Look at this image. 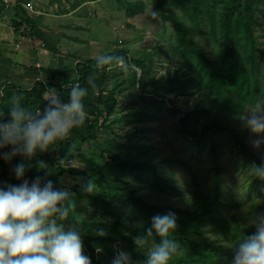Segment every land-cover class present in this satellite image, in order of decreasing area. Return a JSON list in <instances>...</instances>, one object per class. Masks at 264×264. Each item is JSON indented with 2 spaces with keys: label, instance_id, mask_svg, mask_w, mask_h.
Listing matches in <instances>:
<instances>
[{
  "label": "trees",
  "instance_id": "1",
  "mask_svg": "<svg viewBox=\"0 0 264 264\" xmlns=\"http://www.w3.org/2000/svg\"><path fill=\"white\" fill-rule=\"evenodd\" d=\"M152 1L164 25H170L175 44L165 49L157 43L151 52L150 43L146 56L134 55L129 49L113 53L123 56L129 67L133 65L130 86L123 87L126 79L122 78L123 72L119 75L121 67L97 71L94 57L81 60L77 65L79 77L72 82H56L58 68L43 67L48 78L38 80L33 89L7 86L0 104V119L3 115L9 118L14 95L36 112L45 104L47 89L61 90V98L67 102L69 84L75 82L88 88L84 101L88 116L67 139L51 145L46 152H38L30 161L19 156L10 162L0 158V186L21 183L12 169L23 162L29 182L39 176L42 180L51 179L58 189L68 188L62 177H82L87 172L67 166L66 162L82 160L93 164L81 151L82 146L98 140L99 130L111 129L122 152L113 159L107 156L111 161L95 171L105 181L99 185L101 192L92 196L77 191L75 184L72 187L76 203L83 200L94 204L86 207L95 214L94 219L86 229L78 230L84 254L92 264H112L116 246L130 254L131 264H145L148 248L160 242L155 232L147 236L151 218L169 212L175 214L178 225L171 236L178 252L170 264H232L239 237L256 232L250 218L264 212V198L256 196L264 194V180L249 174L253 162L259 165L264 160L249 147L247 137L251 133L241 119L257 100H264V44L260 41L264 38V0ZM16 5L26 14L16 21L17 28L20 30L26 22L35 24L23 0H17ZM125 9L135 17L145 13L146 3L130 1ZM164 56L168 62L174 61L177 68L159 78L153 74L152 64ZM136 67L142 70L141 75ZM90 76L95 78V91L88 84ZM112 78L115 82L110 85ZM196 95L199 100L193 109L179 104L177 97ZM125 99L131 106L140 99V105L109 122L125 108ZM164 114L170 115L168 120L174 122L178 140L183 141L180 148L165 154L154 147L151 137L152 123L157 124ZM118 124L128 130L117 134L113 128ZM160 137L169 144L174 142L168 131L160 130ZM103 152L101 157H106ZM226 160L232 164L238 161L234 168L242 173L245 182L227 181ZM177 167L185 169L183 180L177 177ZM2 176L9 178L2 180ZM86 177L99 182L91 175ZM101 228L106 231L105 236L97 235ZM138 236L144 237V248L134 243Z\"/></svg>",
  "mask_w": 264,
  "mask_h": 264
},
{
  "label": "clouds",
  "instance_id": "2",
  "mask_svg": "<svg viewBox=\"0 0 264 264\" xmlns=\"http://www.w3.org/2000/svg\"><path fill=\"white\" fill-rule=\"evenodd\" d=\"M112 66H126L125 58L114 54L96 57L97 71ZM88 84L95 91L94 77H89ZM87 96V87L72 84L65 102L56 89L49 88L44 93L42 110L32 112L14 95L8 109L9 118L0 119V150L10 148L0 151V158L10 162L19 156L30 161L38 152H46L51 145L67 139L73 128L85 123ZM241 119L252 134V146L264 149V100H257ZM12 171L21 183L0 186V264H92L90 257L84 254L79 231L75 227L66 228V222L77 207L73 193L56 188L51 179L42 180L37 176L29 182L25 179L23 162L16 164ZM249 174L264 180V163L253 162ZM95 189L92 179L80 185V190L88 194ZM249 223L256 232L246 238L239 237L232 264H264V212L253 215ZM177 227L174 213L151 218L147 236L155 232L160 242L148 248L145 264H170L178 252V245L171 239ZM106 234L102 228L97 230L99 236ZM134 243L144 248L146 241L138 236ZM112 264H131V256L120 250Z\"/></svg>",
  "mask_w": 264,
  "mask_h": 264
},
{
  "label": "rangeland",
  "instance_id": "3",
  "mask_svg": "<svg viewBox=\"0 0 264 264\" xmlns=\"http://www.w3.org/2000/svg\"><path fill=\"white\" fill-rule=\"evenodd\" d=\"M8 1L9 0H4V3H8ZM130 1L132 2L137 0H43L44 5H46L47 8L51 4L54 5V10L45 8V6H43V4H41L39 0H34L35 4L23 2L27 13L30 14L31 17L38 16V10L42 11L44 14L48 12L49 14H47L46 16L38 18L39 27L44 31H48L49 27H51L52 31L56 34L55 36L58 39H61L63 42L62 47H59L58 49L61 53L66 54V56H61H64L65 58L68 57V63L65 64V66L58 68V72L55 75V79L57 82H72L77 77H79L77 72V65L82 62V59H88L92 57L96 58L102 54H113L121 49H129L130 52L134 55L136 54L146 56V54L148 53L146 51V46L150 43L151 52L155 50L152 45H157V43L163 45L165 49L174 46L175 42L174 36L172 34L173 31L168 28L169 24L164 25L165 23H163L161 17L159 16L156 4L152 0H143L146 3L145 13L137 15L135 17H131L125 9V6ZM30 6H32V8H30ZM21 13L22 17L26 15L24 12ZM17 18L19 17L17 16ZM0 19L6 24L3 27L6 28L7 26L9 30L13 29V23L16 24L18 22V20L17 22H12L15 17L13 16L12 10H10L9 8L4 9L3 17H0ZM46 21L51 24H43ZM22 26L23 29L27 32H35V28L30 24L24 23ZM118 41L122 43H119ZM260 41L262 44H264V38H261ZM19 46L20 44H17L14 41H10L7 44H2V41H0V51L1 48H3L4 53H7L8 57L11 58V67L13 68V72L17 71V64L28 65L19 68V71L17 72L18 76L16 82H18V84H22V86L27 85V82L30 81H26L25 78H21V74L26 72L25 76L31 75V79L34 84L36 80L38 81L36 74H34L35 72H30L28 71V69L26 70L25 67H29V69L33 68V71L36 72H41L40 68L42 66H35L37 63V56L40 57L43 66L46 68L50 66L51 60L53 58H49V56H47V54L45 53V42L42 43V41H39L38 49L32 52V55H30L28 59H26L25 57L28 52H24L25 42L21 44V52L20 50H17V47ZM35 48L36 47H34V49ZM132 67L133 65H130V67L126 65L122 66L120 69L119 75L121 74V72H123L124 74L122 78L126 79V84L124 83L125 86L123 85V87L130 86ZM152 68L153 74L160 78L162 76H167V73L169 71L174 72L177 68V65H175L174 61L168 62V60H166V56H164L160 60L158 58L155 59V62H153L152 64ZM138 69L142 71L140 68ZM47 75V72H45L44 75H41V77L48 78ZM11 78L14 79L16 77L12 74ZM114 82L115 79L112 78L109 81V84L113 85ZM72 84L78 83H70L69 85ZM6 88L7 87L5 86V88L2 89V93L0 94V104L3 102V99L5 97ZM56 91L61 96V90L56 89ZM127 95H130L129 91L127 92ZM135 95L134 97L137 98V96ZM177 98L179 104L183 108H187L189 106L192 109L197 105L199 100L198 95L191 97L179 96ZM139 101L140 99L137 100V103L134 106H131L127 102V99H125L123 103V105H125V108L120 109L111 119H109V122H112L113 118L115 117L122 116L123 113H125L127 110H130L132 107H134V109L138 108L140 105ZM39 109L41 108L39 107L38 110ZM169 116V114H164L160 117L157 124L152 123L154 131L151 132V137L155 141L153 145L155 148H158L160 152H163V154H165L166 152H170V150H173L174 148L178 149L180 148V145L183 144V141L178 140L179 135L176 131V128L174 127V122L168 120ZM6 119L7 116L3 115V120ZM101 121H103V118ZM126 129L127 128L123 124H118L114 126L113 131L119 134L124 132V130ZM160 130L168 131L170 135L174 137V142H172V144H169L168 142L162 140L160 137ZM98 134L100 135V138L98 140L85 143L81 149V151L89 157L90 161H93V164L87 163L82 160H69V162H66L67 166L70 165L73 168L80 169L82 171L84 170L88 175H91L94 179H96V181H99L95 182L96 189L94 193L90 194L92 196L98 195L101 192V190L99 189L101 181L102 183H105V181H103V177L99 173H95V171L101 170L100 165H103L107 160L111 161V159L109 160L107 156H110V158L112 156L113 159L116 155L122 152V148H120L117 144V140H113L111 129L105 128L103 130H99ZM114 137H116V134H114ZM251 137L252 134H250L247 138L249 147L262 158V156H264V149H255L250 142ZM102 151H104L103 154L106 157H101L100 154L102 153ZM172 152L175 153L174 151ZM227 156L228 155L225 152L224 158H227ZM225 164L226 167H229L226 170L228 182H232L233 180L243 181L242 173L234 168L236 164H239L238 161L232 164V161L226 160ZM177 170L180 171L178 172L177 177L183 180L185 176V169L182 167H177ZM104 173H109V171H106ZM87 174L82 175V177L81 175L74 176L71 174H66L64 177H62V182L67 185L68 188L66 189L73 193V190H75L74 188H72L73 185H77V191L80 190V185L88 180L86 177ZM8 178L9 176L1 177L2 180H8ZM240 183L242 182H236V184H238L241 188H246L245 186L240 185ZM80 192L82 194H87L81 190ZM256 196L258 199L264 198V194L262 196ZM262 201H264V199ZM87 204L88 206H86ZM76 205L77 207L75 211L72 213L70 219L66 222V228L75 227L77 230L86 229L85 227L95 217V214L93 213V216L87 211V208L90 206H94V204H89V202L80 200L76 203ZM92 209L94 210L95 207H92ZM120 250H123L122 247L116 246V253Z\"/></svg>",
  "mask_w": 264,
  "mask_h": 264
},
{
  "label": "crops",
  "instance_id": "4",
  "mask_svg": "<svg viewBox=\"0 0 264 264\" xmlns=\"http://www.w3.org/2000/svg\"><path fill=\"white\" fill-rule=\"evenodd\" d=\"M22 1V0H21ZM41 2V4H43V6H45V8H47L46 5H44V2L43 0H39ZM17 0H9L8 1V4L7 2L6 5L4 3V0H0V17L2 18L3 17V13H4V9L6 8H9L10 10H12V13H13V16L15 17V19L12 20V22L14 21H17V20H20L22 19V11L19 9V7L16 5ZM23 2H28V3H34V0H23ZM4 3V4H3ZM49 3V2H48ZM35 4V3H34ZM54 5H50L47 9H50V10H54ZM21 11V12H20ZM39 13L37 14L38 16H32V19L33 21H35V24L32 25V27L35 28V32H27L23 29V26L21 27V29L19 30L16 26V24L13 23V29L12 30H9V28L6 26V28H4L3 26H5L6 24L0 19V41H2V44H7L9 43L10 41H14L16 42L17 44H20L19 47H17V50H20L21 52V44L23 42H25V50L24 52H28V54L25 55L26 59L29 58L30 55H32V52L36 51L38 49V42L39 41H42L46 43V54L47 56H49V58H53V59H57L59 56L61 55H65L66 54H63L59 51V47H62V40L61 39H58L55 35V33L52 31V28L49 27V30L48 31H44L42 30L40 27H39V24H38V21L39 19L38 18H41L42 16H46L47 14H49L48 12L47 13H43L42 11L38 10ZM76 11V10H74ZM72 11V12H74ZM30 15V14H29ZM65 15V14H64ZM70 15V14H69ZM17 16L19 18H17ZM27 23V22H26ZM43 24H46V25H49L51 23H49L48 21L44 22ZM3 27V28H2ZM14 30V31H13ZM18 32H17V31ZM56 37V38H55ZM34 47H36L34 49ZM12 60L10 57H8L7 53H4V49L1 48V51H0V94L2 93V89L5 88V86H9L11 84H14V85H17L18 87H21L22 89L24 90H31L34 88V86L36 85V81L34 82L33 84V81L31 79V75H26V72L22 73L21 74V78H25L26 81H30V82H27V85L25 86H22V84H18L17 81V76H18V71H19V68L21 67H24V66H28L26 64H17L16 66V69L17 71L16 72H13V68L11 67L12 66ZM68 63V57L66 58V63ZM20 67H19V66ZM37 67H40L42 66L40 69H41V72H36V71H33V69H29V67H25L26 70L28 69V71H32L34 74H36L37 76V79L39 80H42L44 79L43 77H41V75L43 74L44 75V71L42 70L43 69V64H42V60L40 59L39 56H37V63L36 65ZM48 67H52V68H57L58 66L56 67H53V66H48ZM56 70H54L55 72ZM12 74L16 77V78H11L12 77Z\"/></svg>",
  "mask_w": 264,
  "mask_h": 264
},
{
  "label": "water",
  "instance_id": "5",
  "mask_svg": "<svg viewBox=\"0 0 264 264\" xmlns=\"http://www.w3.org/2000/svg\"><path fill=\"white\" fill-rule=\"evenodd\" d=\"M66 63V58L64 56H59L57 59H52L50 65L55 67V66H59L62 67L64 66ZM141 75V72H140Z\"/></svg>",
  "mask_w": 264,
  "mask_h": 264
},
{
  "label": "built area",
  "instance_id": "6",
  "mask_svg": "<svg viewBox=\"0 0 264 264\" xmlns=\"http://www.w3.org/2000/svg\"><path fill=\"white\" fill-rule=\"evenodd\" d=\"M30 8H32V6H30ZM39 110H42V109H39ZM39 110H38V111H39Z\"/></svg>",
  "mask_w": 264,
  "mask_h": 264
}]
</instances>
